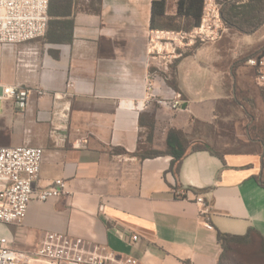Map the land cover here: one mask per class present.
Returning <instances> with one entry per match:
<instances>
[{"label": "crops", "instance_id": "crops-1", "mask_svg": "<svg viewBox=\"0 0 264 264\" xmlns=\"http://www.w3.org/2000/svg\"><path fill=\"white\" fill-rule=\"evenodd\" d=\"M152 1L75 11L69 44L0 47V92L28 93L24 110L0 100V147L43 150L35 190L65 183L60 198L31 201L22 221L0 222L11 248L34 252L45 234L61 233L116 262L217 264L218 231L252 228L264 239V83L245 64L264 48V24L249 35L222 25L213 40L179 45L150 28ZM150 80L161 98L178 93L180 109L150 98ZM170 130L189 145L177 169L168 154L135 155L166 152Z\"/></svg>", "mask_w": 264, "mask_h": 264}, {"label": "built area", "instance_id": "built-area-1", "mask_svg": "<svg viewBox=\"0 0 264 264\" xmlns=\"http://www.w3.org/2000/svg\"><path fill=\"white\" fill-rule=\"evenodd\" d=\"M49 0H0V47L11 48L44 36L48 22ZM219 7L215 0H205L203 18L198 27L190 32L170 34L176 40H213L222 30ZM245 64L257 74V82L264 83V49L246 59ZM149 97L171 110L180 109V95L171 100L157 96L151 88ZM10 99L16 107L24 110L28 104V93L13 86L1 87L0 100ZM43 150L38 147H0V222L22 221L31 201L44 202L58 199L65 194V183L54 180L48 187L35 190ZM195 201L201 206V214L207 215L209 207L200 195ZM137 240L136 235L131 236ZM42 258L57 264H140L138 260L127 258L116 262L112 256L100 255L95 250L84 248L83 241L74 240L65 234L47 233L34 252H24L10 247L6 238H0V264H28L33 258Z\"/></svg>", "mask_w": 264, "mask_h": 264}, {"label": "trees", "instance_id": "trees-1", "mask_svg": "<svg viewBox=\"0 0 264 264\" xmlns=\"http://www.w3.org/2000/svg\"><path fill=\"white\" fill-rule=\"evenodd\" d=\"M204 0H173L171 14L166 12L167 0H154L151 3L150 28L152 30L179 31L181 24L186 23L187 29L197 27L200 23L202 4ZM219 16L223 25L241 34L254 33L264 24V0H222L219 3ZM100 0L95 7L91 2L88 13L99 11ZM76 0H49L48 22L44 42L49 44H69L72 41L74 13ZM264 49V48H263ZM262 142L264 150V136L256 137ZM166 152H136L140 159L147 156L168 154L172 156L170 170L177 169L180 159L188 148V142L181 132L170 130L167 135ZM207 147L195 144L192 151L206 150ZM119 152L125 153L119 149ZM213 154L218 155L215 152ZM264 169V151L262 158ZM264 187V176L260 179ZM216 240L221 253L217 264H264V239L255 230L249 229L244 235H231L217 232Z\"/></svg>", "mask_w": 264, "mask_h": 264}, {"label": "rangeland", "instance_id": "rangeland-1", "mask_svg": "<svg viewBox=\"0 0 264 264\" xmlns=\"http://www.w3.org/2000/svg\"><path fill=\"white\" fill-rule=\"evenodd\" d=\"M219 3H221V1L222 0H217ZM93 3L94 4V6L96 7L97 5H98V0H76V7H75V11H82V10H89L88 9V5L90 4V3ZM204 2H205V0L203 1V4H202V12H201V17H200V23H199V25L201 24V19L203 18V8H204ZM215 3L218 5V7H219V4L216 2V0H215ZM172 6V1H170V0H167V4H166V7L167 8H169V14H170V7ZM198 25V26H199ZM197 26V27H198ZM181 27H182V29L181 30H179V31H169L168 32V34H176V33H178V32H190L192 29H190V30H186L187 29V26H186V23L184 22V23H182L181 24ZM195 28V27H194ZM44 36H45V34H44ZM44 36H42V37H40V38H37V39H35V40H41V41H44ZM173 37V39H175V36H172ZM173 41V40H172ZM190 41V39L188 38V39H186V40H183V41H180L179 40V42H180V44L179 45H183V44H185V43H188ZM195 41V40H194ZM197 41H199V40H197ZM196 41V42H197ZM195 42V43H196ZM256 54V53H255ZM249 55V54H248ZM249 58V57H248ZM247 66V65H246ZM248 67V66H247ZM254 73H255V71H254V69L253 68H250ZM160 105V104H159ZM167 108V107H166ZM171 110V109H170ZM179 110V109H178ZM173 111V110H172ZM174 111H177V110H174ZM241 132H242V134H243V136H244V134L246 135V133L244 132V129L241 127ZM244 132V133H243ZM252 135H254V134H252ZM257 135V136H256ZM256 135H254L253 137H258L259 135L258 134H256ZM259 137H261V135L259 136Z\"/></svg>", "mask_w": 264, "mask_h": 264}, {"label": "bare ground", "instance_id": "bare-ground-1", "mask_svg": "<svg viewBox=\"0 0 264 264\" xmlns=\"http://www.w3.org/2000/svg\"><path fill=\"white\" fill-rule=\"evenodd\" d=\"M167 36H168L169 38H173L172 35H170V34H168Z\"/></svg>", "mask_w": 264, "mask_h": 264}]
</instances>
